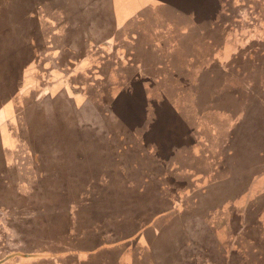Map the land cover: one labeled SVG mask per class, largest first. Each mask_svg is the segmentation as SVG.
<instances>
[{
  "label": "rangeland",
  "instance_id": "1",
  "mask_svg": "<svg viewBox=\"0 0 264 264\" xmlns=\"http://www.w3.org/2000/svg\"><path fill=\"white\" fill-rule=\"evenodd\" d=\"M129 3L139 8L137 16L130 14L134 8L125 12L126 36L103 45L81 44L78 30L50 38L46 32L53 25L72 30L75 19L78 29L83 23L99 31L108 24L109 0L13 3L23 17L32 14L14 26L12 48L3 44L14 74L26 72L44 83L51 67H57L54 81L76 63L99 68L102 78L92 83L83 73L68 74L72 83H87L74 91L90 98L80 115L73 114L76 120L60 107L62 99L52 114H38L35 138L42 167L53 170L57 164L61 175H84L74 192H95L104 205L93 200L85 206L71 194L68 207L31 209L55 197L47 189L39 197L37 186L25 195L22 174L6 173L0 181V261H6L0 264H264V0H202L193 23L164 0ZM7 39L1 34L0 44ZM58 44L62 50L54 53ZM135 75L150 81L137 83L147 93L126 99V105L136 102L143 110L144 121L131 127L135 114L127 110L125 119L117 117L111 105L114 90L122 85L130 91ZM7 78L0 79L3 90L16 84ZM72 122L93 125L92 146L76 148L80 131L63 128ZM15 124L21 134L20 119ZM63 132L69 146L58 141ZM115 162L123 164L119 175L104 168ZM92 175L98 177L94 182ZM120 194L123 201L113 206ZM59 248L67 252L56 256Z\"/></svg>",
  "mask_w": 264,
  "mask_h": 264
},
{
  "label": "crops",
  "instance_id": "2",
  "mask_svg": "<svg viewBox=\"0 0 264 264\" xmlns=\"http://www.w3.org/2000/svg\"><path fill=\"white\" fill-rule=\"evenodd\" d=\"M110 1V14L105 15V20L108 21V24L105 25V27H102L99 31H91L86 27H83V23L81 28L78 29V24L76 22L72 23L73 29L72 30H66V31H58V28L53 25L55 28L54 31L46 32L47 37H59L57 35L63 36H72L71 34H67L69 31L78 30L76 36L79 37V41H81V44L87 45V44H96L101 42V44H105L106 42L114 41L116 36L119 34L123 35V37L126 36V31L130 28L128 24L127 17L125 16V12L127 9H130L133 11L130 14L135 13L137 16V11H135V8H139V4H137L135 7L133 4L129 3L130 0H126L127 3H123L121 0H109ZM122 4H120V2ZM163 1V0H162ZM164 0L166 3H172V1ZM15 0H7L5 3V6H0V20L3 22L6 30L0 29V35L4 34L6 35V41L2 42L0 44V79L3 77H9L7 80L15 86L13 87H7L5 90H3V87L0 88V100L2 99V96L5 94L8 98L5 101L0 102V181L5 179V174L10 171H16L17 173L22 174V179L24 182H22L21 187L28 189L29 191L23 192V194L28 195L30 192V189L34 190L33 188L37 186L38 191L36 192V195H39L41 197L45 194V189H47L49 194H52L53 197H55L54 201L50 200L51 203L45 204L44 200L42 199L37 201V204L35 205L32 203L31 209H38L35 207H41V206H52V205H63L68 207L71 204L70 195L73 194L77 198L75 199L76 203H82L83 205H91L93 203V200L95 199V192L89 193L84 190H80L77 192H74V187L76 180L82 179V176L80 173L76 176H69L70 171H64V174H59V169L62 170V166H59L57 164H54L53 170H46L44 167H42V159L37 151L38 149V138H35L36 136V117H38V114H41L42 112H46V114L55 112L57 105L56 103L60 100L61 105L60 107L64 108L66 112L71 114L70 120H76L77 117L80 115V112L82 110V106L84 103V100L87 98L88 94L83 91L81 92H75L74 89L81 87L84 88V85H87V83H72L71 80L68 81V74H81L86 75L88 78L91 79L88 83H92L93 80L102 78L101 73L99 72V68L97 66L93 65H87L85 63H76L75 69L70 68L65 74V78L61 81L56 80L54 81V71L57 70V67H51V72L48 75H45V82L43 83L41 80H34L33 77L25 76L27 75L26 72L22 75V71L19 74H14L13 66L14 62L11 65V55H10V49H4L3 44L7 45V47L12 48V43H14V40L12 39L11 35L15 32L14 26L22 24L24 21V18L28 16L29 18H32V14L27 12L25 17L22 16V13H18L14 11L13 3ZM201 4L202 0H185V6L183 0H173L172 5H170L171 9L170 11H185V16H187L185 22L186 23H193L194 20L197 18L198 12H201ZM127 8H126V7ZM185 7V8H184ZM15 12V14H14ZM197 13V14H196ZM19 16V17H18ZM17 22H14V18H16ZM199 18V16H198ZM45 19V18H44ZM141 19V17H139ZM56 21V18H54ZM73 20V18H71ZM10 21V22H9ZM9 22V23H8ZM84 22V21H83ZM0 25V26H1ZM7 28V29H6ZM127 29V30H126ZM125 32H122V31ZM60 39V38H59ZM63 41V39L59 40V42ZM58 42V43H59ZM62 44V43H61ZM61 44L54 45V49L52 51H55L54 53L60 52ZM60 45V46H59ZM59 48V49H58ZM62 50V49H61ZM64 50V49H63ZM53 53V52H52ZM2 55V57H1ZM68 58H70V55H68ZM54 61V60H53ZM78 62V61H76ZM143 62V61H142ZM143 64H145L143 62ZM142 67V63L139 65L137 64V70L138 71ZM152 67H156L155 65H152ZM62 70V69H60ZM48 72V73H49ZM53 77V79L51 78ZM67 77V78H66ZM17 78V79H15ZM144 79V80H142ZM140 79L138 75H135L133 77L132 82V88L130 91L122 90V88H119L117 90H114V93L112 95L113 103H115L114 107L111 105L112 112L116 113L115 115L117 117H122L125 119V111L129 110L130 112H133L135 114L134 121L131 122L129 125L131 127L139 126L143 120L142 115V109L139 105V103H136L134 101L131 105H126V99L132 98L134 96H137L138 94L141 95L146 92V86H141L138 91V84L140 85H146V83L150 80H147L145 78ZM153 80V79H152ZM151 80V81H152ZM135 83V84H134ZM38 84V90L36 89V85ZM89 98V97H88ZM145 98V94H144ZM20 101V103H19ZM110 110V109H109ZM106 111V110H105ZM79 112V115H73L75 113ZM31 114V120L29 119V116ZM21 121L22 126V132L19 134L17 129L18 121ZM70 125L75 128L76 130H79L78 136H76V139L74 140V144L76 148H83L84 143H90V146L94 143V138L92 136V139L90 137V134L93 133V128L90 124H79V123H69L65 125L63 128L66 131V129H70ZM66 132H63L61 138L58 139V141L63 145V141H67L68 144L71 143V140L69 138H65ZM65 142V141H64ZM64 147V146H63ZM109 148V146H108ZM119 140H115L114 146L112 148V153L117 155V152H119L120 149ZM194 148H190L189 152H193ZM108 151V150H107ZM109 153V152H108ZM119 154V153H118ZM86 164L87 162H81ZM113 166H109L107 163H105L104 168H113V171H116L118 175L121 172V167H123V164H118V162H115L112 164ZM125 165V164H124ZM67 168V167H64ZM127 171L126 165L124 168ZM123 170V169H122ZM92 177V178H91ZM92 180H89L91 182H94L98 179L96 175L90 176ZM89 178V179H90ZM44 180L43 184L37 185L34 184L37 180ZM46 181H51L50 187L46 188ZM73 181V185H71V182ZM50 183V182H49ZM3 185V184H2ZM145 186V185H144ZM142 189V188H138ZM95 190V189H94ZM35 191V190H34ZM53 192V193H52ZM32 194L34 192L31 191ZM124 194L117 195L115 198V201L111 203L113 206L120 205L121 201H123ZM136 203L139 202V200L135 199ZM99 206H102L104 204H101V202L96 201ZM134 202V201H133ZM46 208L42 207L40 210H44ZM120 228V225H118V229ZM57 229H59L57 227ZM69 231L71 230V227L68 228ZM14 240L16 241L18 239L17 236H13ZM17 242H19L17 240ZM59 245V244H58ZM60 245L62 243L60 242ZM55 255H64L67 251H64L63 249L59 248L58 250H55ZM9 260V259H8ZM6 260L0 261V263L5 262Z\"/></svg>",
  "mask_w": 264,
  "mask_h": 264
},
{
  "label": "trees",
  "instance_id": "3",
  "mask_svg": "<svg viewBox=\"0 0 264 264\" xmlns=\"http://www.w3.org/2000/svg\"><path fill=\"white\" fill-rule=\"evenodd\" d=\"M86 86H88V85H84V88H86ZM123 86L122 85H120V86H118V88H122ZM124 88V87H123ZM84 93H85V91H83ZM88 94V93H87ZM88 97H89V95H88ZM90 98V97H89ZM107 108H109L110 109V106L109 105H107ZM112 112V111H111ZM113 113V112H112Z\"/></svg>",
  "mask_w": 264,
  "mask_h": 264
}]
</instances>
